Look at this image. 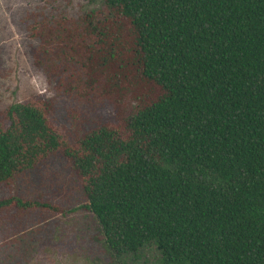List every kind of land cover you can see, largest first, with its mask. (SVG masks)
Instances as JSON below:
<instances>
[{"label":"trees","instance_id":"trees-1","mask_svg":"<svg viewBox=\"0 0 264 264\" xmlns=\"http://www.w3.org/2000/svg\"><path fill=\"white\" fill-rule=\"evenodd\" d=\"M102 4L101 18L89 9L77 27L53 29L41 9L19 22L36 46H79L82 79L64 76L62 91L106 98L114 121L70 144L44 108L12 102L0 121V184L59 152L109 256L150 247L154 264H264V0ZM33 205L0 199V209Z\"/></svg>","mask_w":264,"mask_h":264},{"label":"rangeland","instance_id":"rangeland-1","mask_svg":"<svg viewBox=\"0 0 264 264\" xmlns=\"http://www.w3.org/2000/svg\"><path fill=\"white\" fill-rule=\"evenodd\" d=\"M102 5V0H0L2 124L9 104L28 102L44 108L50 126L71 144L76 137L100 123L114 121V105L106 98L92 92L76 97L74 92L62 91L66 77L72 81L68 84L82 79L80 67L72 61V58L80 59L79 46H36L37 39L30 38L23 23L19 22L25 12L41 9L50 16L53 29L68 23L77 27L78 17L89 9L101 18L106 13ZM77 40L80 42L81 37ZM60 48L64 49L63 53ZM47 53H50L49 66L44 63ZM34 58L44 65H37ZM12 196L35 205L24 210L10 206L0 209V244L8 238L15 239L11 245L0 246V264H16L7 263L10 257L6 255L13 249L25 257L17 264L156 262V254L150 247L144 248L137 258L109 256L99 239L92 214L79 208L84 202L79 180L70 162L59 152L21 172L8 184H0V199Z\"/></svg>","mask_w":264,"mask_h":264}]
</instances>
